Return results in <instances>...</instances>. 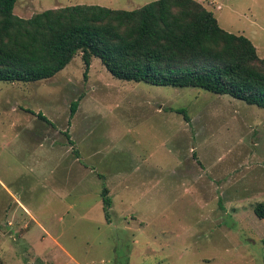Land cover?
<instances>
[{
	"label": "rangeland",
	"instance_id": "374dc122",
	"mask_svg": "<svg viewBox=\"0 0 264 264\" xmlns=\"http://www.w3.org/2000/svg\"><path fill=\"white\" fill-rule=\"evenodd\" d=\"M156 1L18 0L14 14ZM196 1L264 59V0ZM260 204L264 109L122 81L98 58L86 75L80 53L51 79L0 82V264H264Z\"/></svg>",
	"mask_w": 264,
	"mask_h": 264
},
{
	"label": "trees",
	"instance_id": "16d2710c",
	"mask_svg": "<svg viewBox=\"0 0 264 264\" xmlns=\"http://www.w3.org/2000/svg\"><path fill=\"white\" fill-rule=\"evenodd\" d=\"M17 1L0 0V82L51 79L80 53L86 75L98 58L122 81L198 88L264 109V59L196 0H159L134 11L76 5L30 19L14 14ZM78 108L79 100L71 105V119ZM177 113L188 119L185 110ZM66 138L74 145L69 133ZM108 195L105 189L107 217L113 205ZM255 214L264 219V204Z\"/></svg>",
	"mask_w": 264,
	"mask_h": 264
}]
</instances>
